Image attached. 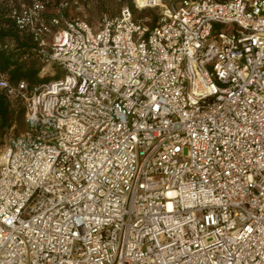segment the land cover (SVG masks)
Returning <instances> with one entry per match:
<instances>
[{"label": "built area", "instance_id": "2783aa9c", "mask_svg": "<svg viewBox=\"0 0 264 264\" xmlns=\"http://www.w3.org/2000/svg\"><path fill=\"white\" fill-rule=\"evenodd\" d=\"M132 2L9 7L52 77L0 70V264H264V0Z\"/></svg>", "mask_w": 264, "mask_h": 264}, {"label": "trees", "instance_id": "16d2710c", "mask_svg": "<svg viewBox=\"0 0 264 264\" xmlns=\"http://www.w3.org/2000/svg\"><path fill=\"white\" fill-rule=\"evenodd\" d=\"M46 3V16L53 15L56 11V4L59 0H42ZM73 2L75 0H68ZM80 1V0H79ZM123 5H129L137 19L150 16L152 24L157 20V12L154 9H147L139 12L131 0ZM32 0H0V46L7 44V48L0 47V70L6 74L11 82L26 80L30 87L41 84L51 79L49 76H40L43 67L37 52L33 50L35 43L29 31H22L15 25V22L6 16L9 7L14 4H30ZM72 8L66 10V14ZM147 11V13H143ZM140 13V14H139ZM142 13V14H141ZM25 104L20 98H9L0 91V136L13 128L14 133L19 135L26 130Z\"/></svg>", "mask_w": 264, "mask_h": 264}, {"label": "rangeland", "instance_id": "374dc122", "mask_svg": "<svg viewBox=\"0 0 264 264\" xmlns=\"http://www.w3.org/2000/svg\"><path fill=\"white\" fill-rule=\"evenodd\" d=\"M125 2L130 3L131 0H126ZM122 4V0H80V6H78V8H72L68 12V15L71 17L79 16L87 20L92 26H96L102 14L107 13L109 15H115L119 12ZM143 13H147V11ZM45 76L52 77L50 74ZM14 135L16 134L12 128L3 136H0V154L9 137Z\"/></svg>", "mask_w": 264, "mask_h": 264}]
</instances>
